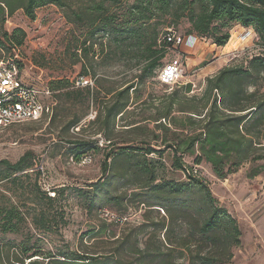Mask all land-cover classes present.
<instances>
[{
    "label": "trees",
    "instance_id": "1",
    "mask_svg": "<svg viewBox=\"0 0 264 264\" xmlns=\"http://www.w3.org/2000/svg\"><path fill=\"white\" fill-rule=\"evenodd\" d=\"M69 1L0 0V60H10L17 67H21L20 62L14 59L16 55L11 52L22 47L26 33L19 27L8 31L5 28L7 20L15 12L21 11L33 21L36 10L48 5L68 8L65 11L67 22L89 28L79 50L82 51V58L88 56L93 58L99 51L95 49L97 47L101 50L107 48L111 60L115 63L121 58L127 59L126 61L136 60V65H141L140 73L120 86L105 88L104 97L110 96L107 103L110 105L102 111L103 117L102 113L97 114L91 122L98 126L97 133L105 137L109 146L116 132V120H124L125 114L131 113L129 108L133 104L132 93L136 91L137 84L154 76V71L160 66L159 61L167 52V47L171 46L170 43L161 40L167 29L158 34L157 27L151 21L154 18H169L170 24H176L182 18L186 19L190 27L187 35L181 36L193 35L205 41L209 40L217 47H224L230 40L233 26L239 25L252 29L264 49V0H136L120 22L117 15L105 14L100 3L89 11L84 9L80 11L71 9ZM104 1L117 3V0ZM104 35L110 38L107 43H102ZM262 66L264 57H256L249 60L246 68H223L216 75L206 79L200 97H188V93L191 92L189 84L175 85V89L164 95L154 106L155 112L152 117L133 120L121 126L123 130L121 133L125 136L120 147L115 150H112L113 145L107 147L108 150L103 157L101 167L103 180L89 186L91 192L79 191L82 197H87L91 193L90 204H94L96 199L103 196L108 198L106 201L120 202L126 196L109 198L108 187L123 178L136 181L131 189L132 194L137 189L141 190L138 195L139 198H143L142 204H147L149 210L160 208L164 211L161 222L148 221L140 229L150 226L154 228L155 234L158 229L164 231L166 237L163 241L157 239L154 233H150L141 248L137 245V239L129 244L127 242L129 237L126 236L118 246H115L108 259L96 255L84 256L75 252L60 254L62 261L54 259L55 256L51 254L39 256L38 253H34L28 256L33 246L30 247L32 236L23 233L24 230H29L26 214L11 203L0 204V234L23 235V239L18 243L0 242V264H42L44 260H49L47 264L228 263L231 248L239 244V228L235 219L226 210L217 206L207 183L198 176L194 167L197 168L200 164L208 165L212 174L222 180L235 173L244 163L264 160L262 144L264 94H259L258 91L247 93L244 85L252 75L260 73L259 69ZM95 75L93 65L89 63L87 66L83 63L78 78H90L97 85L98 79H95ZM48 86L53 92L52 111L58 96L68 97L79 91L73 89L74 87L66 80L49 81ZM78 88L86 92L84 99L88 101L90 97L97 98L101 87L97 85V89L92 93L90 87ZM55 91H58L56 96ZM76 120L72 125L77 122ZM148 122L153 124L154 130L147 129ZM155 130L160 133L156 134ZM133 136L145 140L137 141L132 138ZM96 143L86 140L67 142L71 145L69 153L74 155L76 161L88 150H99ZM153 146H157V149ZM165 149L169 150L167 156L171 166L181 172L183 181L158 179L148 162L136 158L138 153H142L144 160L146 156L152 154L160 157ZM186 158L192 159V166L185 163ZM110 159L111 162L108 163ZM119 163L126 164L122 171L116 170V167L120 166ZM32 167L33 161L29 153L15 163L2 160L0 181L6 180L14 184L22 177H28L31 174L28 170ZM260 171L261 166L251 169L250 178L257 176ZM32 174L37 176L39 171ZM36 191L38 199L54 201L56 195L54 190L53 196H50L49 192H42L39 187ZM49 216V213L40 210L32 217L31 224L37 231H48L51 224ZM175 228H182L185 233H175ZM126 243L128 247L125 249ZM124 250L134 257L131 260L120 259V252ZM179 260L182 262H178Z\"/></svg>",
    "mask_w": 264,
    "mask_h": 264
},
{
    "label": "rangeland",
    "instance_id": "2",
    "mask_svg": "<svg viewBox=\"0 0 264 264\" xmlns=\"http://www.w3.org/2000/svg\"><path fill=\"white\" fill-rule=\"evenodd\" d=\"M135 1L117 0L116 4H111L104 0H70L69 5L71 9L89 11L100 3L105 14L117 15L120 22ZM66 9L68 8L48 5L36 10L33 21L18 11L5 24L8 31L19 27L26 33L22 47L11 52L16 55L14 59L20 61L23 68L27 66L25 74L34 75V68H37L43 72V78L48 83L66 80L74 87L73 89L79 91L68 97L58 96L52 113L39 121L0 128V161L15 163L27 153L33 161V167L28 170L31 173L28 177H22L14 184L6 180L0 181V204L11 203L26 214L29 230H24L23 233L32 236L30 247L33 246L28 256L34 253H38L39 256L51 254L55 256L54 259L62 261L60 254L75 252L84 256L96 255L108 259L115 246H118L126 236L129 237L127 241L129 244L137 239V245L143 248L144 241L150 233L155 234V230L150 226L145 229L140 228L148 221L161 222L164 211L160 208L149 210L147 204H142L143 198H139L138 193L141 190L137 189L132 194L131 189L137 182L125 178L108 187L109 198L126 196L120 202L106 201L108 198L103 196L96 199L94 204H90L91 193L87 197H82L79 191L91 192L89 186L103 180L101 173L103 157L108 150L107 147L113 145L112 150L120 147L125 136L121 133L123 131L121 126L133 120L152 117L155 112L154 106L164 95L175 89V86L166 88L157 82L159 69L175 55L167 51L159 61L160 66L154 71V76L137 84L136 91L132 93L133 104L129 108L131 113L125 114L124 120H116V132L109 146L105 137L97 133L98 126L91 122L97 114L102 113L101 117H103L102 111L110 105H107L110 96L104 97L105 88L120 86L131 80L134 75L140 73L141 65H136V60L126 61L127 59L122 58L115 63L111 60L107 48L101 50L96 47L95 49L99 51L93 58L91 56L82 58V51L79 50L83 39L88 35L89 28L67 22ZM151 21L157 27L158 34L167 29L176 35H187L190 27L183 18L176 24H170L171 20L166 17L154 18ZM231 36H233V44L228 47L227 44L224 47H217L209 40H196L192 47L180 46L178 51L184 56V76L179 85L191 86L188 97H200L206 79L216 75L223 68H246L250 59L264 57L262 43L252 29L235 25L230 31V38ZM109 40L110 38L104 35L102 43H107ZM110 49L113 50L114 47ZM195 56L196 62L190 64V58ZM83 63L87 66L89 63L93 65L96 71L95 79H98L97 85L101 87L98 88L100 92L97 98L90 97L88 101L84 99L86 92L84 90L82 92L75 85L81 75ZM30 65L34 68L29 69ZM259 72L258 75H252L247 82L245 81L247 93L258 91L259 94H264V66L260 67ZM97 85L93 82V86L90 87L91 93L97 89ZM57 94L58 91H55V96ZM74 120L77 122L72 125ZM146 126L147 129L154 130L151 122ZM155 133L160 132L155 130ZM132 138L137 141L145 140L142 137ZM83 140L97 142L96 146L99 150H88L83 153L80 160L76 161L74 155L69 153L71 145L67 142ZM262 144L264 145V141ZM153 147L157 149V146ZM168 151V149L163 150L160 157L157 154L146 156L145 160L142 153H138L136 158L148 162L158 179L183 181L181 172L171 166L167 156ZM184 161L188 166L193 165L191 158H186ZM109 162L111 159L108 160ZM119 165L116 170L122 171L126 164L119 163ZM260 166V173L250 178L251 169ZM194 170H197L198 176L207 183L217 206L226 210L235 219L239 228V244L231 248L229 262L226 264H264V160L244 163L235 173L222 180L212 174L208 165L200 164L197 168L194 167ZM35 171H39L37 176L32 174ZM37 187L49 194L54 190L56 193L54 201L38 199ZM40 210L49 213V219L51 218L50 230L45 232L37 231L31 224L32 217ZM178 232L185 233L184 229L175 228V233ZM155 235L161 241L166 237L164 231L159 229ZM22 239V234L17 236L0 234V242L18 243ZM115 240L118 242L116 243ZM133 257L125 250L120 252V259L131 260ZM48 261L44 260L42 264H47Z\"/></svg>",
    "mask_w": 264,
    "mask_h": 264
},
{
    "label": "built area",
    "instance_id": "3",
    "mask_svg": "<svg viewBox=\"0 0 264 264\" xmlns=\"http://www.w3.org/2000/svg\"><path fill=\"white\" fill-rule=\"evenodd\" d=\"M161 40L171 44L167 51L175 56L160 69L157 80L160 85L171 88L179 85L184 76V56L179 54L178 49L183 45L192 47L196 40L202 39L193 35H176L167 30ZM26 67L23 68L21 64L19 68L10 60H0V128L36 122L52 113L53 92L44 80L43 72L30 65L29 69L34 68L35 73L27 75ZM75 85L91 87L93 81L90 78H78Z\"/></svg>",
    "mask_w": 264,
    "mask_h": 264
},
{
    "label": "crops",
    "instance_id": "4",
    "mask_svg": "<svg viewBox=\"0 0 264 264\" xmlns=\"http://www.w3.org/2000/svg\"><path fill=\"white\" fill-rule=\"evenodd\" d=\"M232 37L230 38L229 42L227 43L226 47L230 46L231 44H233V40H232ZM217 48V47H216ZM185 51H188V50H185ZM197 57L195 56V58H190V64H193V62L195 61L196 62V59Z\"/></svg>",
    "mask_w": 264,
    "mask_h": 264
}]
</instances>
